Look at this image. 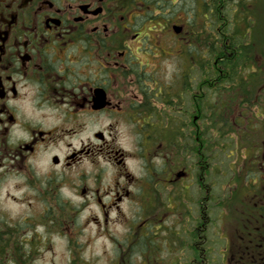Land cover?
Wrapping results in <instances>:
<instances>
[{"label":"flooded vegetation","instance_id":"obj_1","mask_svg":"<svg viewBox=\"0 0 264 264\" xmlns=\"http://www.w3.org/2000/svg\"><path fill=\"white\" fill-rule=\"evenodd\" d=\"M174 5L182 15L177 21L169 12ZM258 18L261 34H253ZM204 34L224 41L208 80ZM233 39L241 41L238 48ZM237 54L246 56L237 73L220 64ZM166 62L176 70L162 84L153 72ZM177 81L183 84L176 96L179 131L169 113L165 143L145 138L154 128L144 131L140 120L158 119L150 103L172 100ZM226 88L234 89L231 104ZM227 118L245 122L243 156L235 160L236 146L221 144L219 129L207 127ZM189 120L196 123L190 148ZM122 134L135 138L130 150L120 146ZM191 187L199 222L189 232L183 222ZM0 196L40 202L30 222L12 225L0 217L8 248L43 247L37 225L43 233L57 230L59 196H81L69 222L92 204L99 230L124 224L128 207L124 239L108 242L116 255L110 264H157L150 237L160 232L175 254L165 258L177 264H201L205 243L221 247L227 264H264V0H0ZM220 196L231 203L223 226ZM48 200L54 207L45 208ZM157 204L167 217L180 212L178 223L143 220Z\"/></svg>","mask_w":264,"mask_h":264},{"label":"rangeland","instance_id":"obj_2","mask_svg":"<svg viewBox=\"0 0 264 264\" xmlns=\"http://www.w3.org/2000/svg\"><path fill=\"white\" fill-rule=\"evenodd\" d=\"M177 5V4H176ZM176 5L172 6V12L174 15V21L180 20L182 15L178 10ZM168 13V12H166ZM261 20L258 18V22H256V27L259 29L261 28ZM211 31V30H210ZM255 34V33H254ZM205 35V43L206 46L212 45V40H215L213 34H204ZM207 41V42H206ZM197 42H194L196 46ZM215 43V42H214ZM224 43V41H223ZM222 44V43H221ZM219 47V45H218ZM217 47V48H218ZM191 48V47H190ZM195 54L189 55L190 65L194 63ZM204 59L206 61H214L216 60V56L214 58L212 56H205ZM176 70L172 64L169 62L161 63V66L157 68V71L153 72V76L155 79H159L162 81V84L170 83V77L172 75V71ZM192 76V75H191ZM195 80L192 82V87L190 88V92L195 89ZM183 84L180 82H176L173 84L171 92L173 93V98L166 99L162 97L160 100L157 97H154V104L151 102L150 108L151 112L157 113L158 119L150 118L144 120H140V123L144 126V131H151L154 128V135H146L145 138H149L151 140H156L157 142L166 141L162 139L166 132L165 130L168 127H165L167 124V116L165 114L172 113L174 114L172 118H174V123L178 124L177 127L172 129L173 131L180 128V124L184 121H181L176 115V110L180 107V99L177 98V94L181 91ZM168 92L170 91L167 90ZM233 88H226L225 94L226 99L232 97L230 103H232L235 95L233 94ZM232 109V108H231ZM188 127L184 129L185 134L188 136L189 148L193 145V134L194 128H196V123H192L191 120L187 121ZM242 123V125H240ZM234 122L229 118L222 119L217 121L213 124L211 121H207V127H212L214 130L219 129L220 131V143L224 145H228L232 148V150L236 146V151H233L234 157L232 158L235 160L239 155L243 156V152H241L240 146H245L244 139L241 138L242 131L244 129L245 122ZM213 124V126H212ZM156 130V131H155ZM179 131V130H177ZM222 134V136H221ZM174 139L180 138V136L176 134H172ZM195 135V134H194ZM213 137V136H212ZM144 137H141L143 139ZM144 138V139H145ZM147 138V139H148ZM214 138V137H213ZM118 142L121 147L124 149L130 150L134 143L135 138L128 134H122L118 136ZM223 148V147H222ZM227 150V149H226ZM228 152V151H227ZM190 167L193 163V160H189ZM195 188L191 187V196H189L188 202V215L184 218L187 222H183L185 228L188 229L190 232L193 226L198 224L199 217H198V205L196 202L195 196ZM10 197V198H9ZM0 196V217L7 220L9 224H22V221L25 218H28V222L30 220L36 218L37 208L40 207V202L35 198V196ZM52 197V196H51ZM60 197V205L59 210L57 209V214H59L60 218V226L57 227V230L52 231L51 227L49 232L46 230L43 233L44 225H37L40 234H43L45 237V244L43 247L35 249L36 252L32 258V264H110V261L116 258L114 254L113 248L108 243L112 240L119 241L124 239V234L126 233L127 224L130 222V213L128 212V207H124L123 214H124V224H109L107 228L103 227L102 230H99L95 224H93V218H98L100 220V213L99 210L92 204L87 206H83L82 210L79 211L77 217L75 216V222H69L70 219L74 217L73 206L82 205L83 197L81 196H59ZM159 198L163 199L164 196H159ZM49 204H48V203ZM45 204V208H48V205L54 207V201L48 200ZM29 203V204H28ZM28 204V205H27ZM230 200L229 196H220V209H216V212L220 214L218 226H223L222 224H227L228 219L230 217ZM72 206V207H71ZM156 210H151L146 213L143 212L141 215L142 219L150 220L154 225H167V218L168 219H176L177 223L180 220V212L177 215L167 217V213H164L160 204H157ZM46 214V213H45ZM154 218H153V217ZM157 219V220H156ZM153 220V221H152ZM49 219L47 217L44 218L45 224L48 223ZM224 221V222H223ZM216 223V225H217ZM28 226V225H27ZM104 226V225H103ZM217 227V226H216ZM211 228V227H210ZM209 228V229H210ZM32 230V229H31ZM29 231V228L27 232ZM52 231V232H51ZM58 231V232H57ZM42 236V235H41ZM168 234L158 233L152 234L150 240L152 241V260L157 264H177L179 259L178 258H165L168 255H175L170 254V251L167 252V246L165 243L161 241V239H165ZM43 237V236H42ZM222 240V239H221ZM204 249L200 252L204 256L201 264H227L223 261L224 256L222 255L221 247H213L214 249L208 248V244H203ZM213 244H211V247ZM159 247L162 249L160 250ZM28 249V248H27ZM184 251V250H183ZM182 251V252H183ZM181 252V253H182ZM180 254V249L176 250V254ZM180 256V255H179ZM227 256V255H226ZM225 256V257H226ZM165 258V259H163ZM133 262V260H132ZM136 263V262H135Z\"/></svg>","mask_w":264,"mask_h":264},{"label":"trees","instance_id":"obj_3","mask_svg":"<svg viewBox=\"0 0 264 264\" xmlns=\"http://www.w3.org/2000/svg\"><path fill=\"white\" fill-rule=\"evenodd\" d=\"M257 33V34H261V30L259 31L254 29L253 30V34ZM207 42V41H206ZM215 42V43H214ZM222 40H212V45L211 46H206L205 45V49H206V54L205 56L209 55L212 56L214 58L215 56V51L217 49L221 50L222 45L218 44V43H222ZM230 43H232V46H237V48L239 47L238 45L240 44V40L239 39H233L229 41ZM205 43V41H204ZM219 45V47H218ZM218 47V48H217ZM238 56L236 57V61H228V62H222L220 64L225 65L226 67H229V69L233 70V73H237L238 68L240 65H244V63L246 62V56L245 55H241V54H237ZM195 60L194 63L196 64V59L197 56L196 54L194 55ZM205 61V68H204V75H205V79H213L215 76L216 71L214 70V63L211 61ZM238 80H240V78H238ZM164 134V133H163ZM222 136V134H221ZM166 135L164 134L162 137V139H165ZM193 139V137H192ZM165 142V141H164ZM61 203V202H60ZM0 264H32L33 263V256L36 252L35 249L36 248H19L18 244H12L11 248H8L6 246V241L3 239H0ZM9 251V253H11V259L10 258H6V254Z\"/></svg>","mask_w":264,"mask_h":264}]
</instances>
